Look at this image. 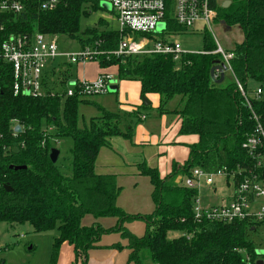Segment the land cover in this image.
<instances>
[{"label":"trees","instance_id":"16d2710c","mask_svg":"<svg viewBox=\"0 0 264 264\" xmlns=\"http://www.w3.org/2000/svg\"><path fill=\"white\" fill-rule=\"evenodd\" d=\"M229 1L226 8L216 0L212 4L217 10V23L223 20L228 27L237 26L242 34V40L228 49L233 54L229 60L233 75L227 83L225 78L220 83L210 78L211 67L221 62L216 53L191 52L178 62L165 55H111L120 39L117 30L108 28L103 19L81 28L82 16L98 7L96 1L60 0L49 10L39 6L40 0H27L23 12L5 16L1 37L40 32L67 36L81 47L98 44L100 54L94 60L101 69L113 65L120 80L139 81L142 97L159 96L158 114H178L179 133L197 136L187 145V159L180 166L173 163L165 177L143 161L136 164L138 173L150 180L154 209L144 214L128 213L117 205L120 187L116 176L97 173L95 160L100 148L109 146V138H133L132 119L139 122V111L131 112V120L123 121L118 113L77 94L63 96L58 94L63 91L52 93L47 88L42 96L15 95L10 64L0 59V221L27 223L37 233L55 230L51 264H55L63 242L73 246L72 264H87L88 250L109 233H119L126 240L129 260L134 264H244L238 249L255 259V245L248 233L262 223L248 219L196 221L192 205L197 189L183 182L194 168L207 172L226 168L230 172L249 160L241 145L255 121L234 78L245 91L250 81L261 88L260 97L249 100L264 125V0ZM215 48L213 39L204 34L203 51ZM175 97L178 105L169 110L167 105ZM83 102L95 105L99 114L80 127L78 105ZM16 125L20 127L18 132H14ZM64 138H69L72 145L66 156L52 163L50 149H58L60 155L56 145ZM177 176L181 177L178 182ZM5 184L11 191L5 190ZM85 215L93 219L112 217L116 223L109 227L98 222L84 226L81 220ZM138 220L144 223L140 236L126 227V223ZM170 231L180 235L170 238ZM183 233L191 236L186 238ZM111 247L124 246L115 243Z\"/></svg>","mask_w":264,"mask_h":264},{"label":"built area","instance_id":"2783aa9c","mask_svg":"<svg viewBox=\"0 0 264 264\" xmlns=\"http://www.w3.org/2000/svg\"><path fill=\"white\" fill-rule=\"evenodd\" d=\"M27 0H0V33L4 29V18L9 13L19 14L26 8ZM60 0H40L42 9H54ZM107 3L111 14L115 18L120 34L117 48L111 52L114 56L121 55H165L178 62L188 51L176 42L174 34L189 32L197 29L208 31V35L215 42L213 51H201L200 54L216 53L221 56L225 72L233 75L229 60L232 52L225 50L217 40L214 28L217 23V10L212 6L213 0H87ZM222 0H216L220 5ZM199 23V24H198ZM197 24L196 27H194ZM176 26V27H175ZM177 26L180 28H177ZM211 32V34L209 33ZM55 34L19 33L0 36V59L10 64L12 74V90L15 95L42 96L47 91V73L52 68L56 58L64 57L71 64L92 61L100 54L98 45L80 46L76 52H62L57 44ZM219 70L214 71V78L219 77ZM110 73H101L93 80L85 78L68 82V88L63 96L79 95L88 98L93 94L106 91ZM236 88L244 98L246 106L251 110L255 126L246 135L241 147L245 150L249 160L239 164L230 172L226 168L212 172L200 168L192 169L191 177L184 179L188 187L199 186L200 181L205 185L213 184L214 176H223L226 186L230 190L227 200L221 204H203L196 195L193 200L192 211L196 221L202 220L232 222L248 219L255 223L264 222V125L252 111L250 96L241 83L234 78ZM51 92V91H50ZM53 93V92H52ZM261 88L256 87L252 97L259 98ZM144 118V116H141ZM16 132V131H14ZM235 176H240L238 179ZM261 225V224H260ZM186 238L190 233H183ZM244 264H255L260 259L264 264V250H255V259L241 249Z\"/></svg>","mask_w":264,"mask_h":264},{"label":"rangeland","instance_id":"374dc122","mask_svg":"<svg viewBox=\"0 0 264 264\" xmlns=\"http://www.w3.org/2000/svg\"><path fill=\"white\" fill-rule=\"evenodd\" d=\"M98 19H103L108 28L116 29L117 27L116 20L111 14V8L107 3L100 1L95 10L90 11L87 16H82L81 28L92 26ZM196 26L197 24L194 27ZM207 33L208 31L204 29L192 30L186 33L178 32L177 34H174L173 39L181 45L183 50L199 53L203 51L204 34ZM209 33L211 34V32ZM214 33L218 42L225 50L230 49L235 42H239L242 36L240 29L237 26H231L226 30L225 27L216 25ZM57 44L59 50L62 52H76L80 49V45L76 40L63 35L57 36ZM52 66L53 69H49L47 73V88L50 89L51 92L65 91L68 88V82L65 81L76 79V77L79 76L78 72L81 70L85 72V75L88 77L90 76L89 78H93L97 75L99 70H104L105 72L112 74V79L108 80V83L106 84V91L93 94L88 97V99L111 112L118 113L123 121L130 119L129 114L120 107L123 103H127L130 97L134 98L135 95H140V84L137 80H120L115 73V66L111 65L101 69L95 60L89 61L86 64L70 65L64 57H61L56 58ZM224 77V83L230 82L231 77L228 72L224 73ZM248 86L249 90L247 91V94L252 97L257 87V83L250 81ZM177 101L178 97L173 98L168 103V106L176 104ZM78 114L79 126L84 127V125L86 126L88 124L89 119L97 116L99 112L95 105L83 102L78 105ZM132 120L134 126H136L138 122L134 119ZM146 120L148 122L145 124V127H148L151 131V128H153L151 122H149L151 121V117H148ZM126 140L127 142L132 141L129 139ZM71 145L72 143L69 138L60 139L56 145L61 152L60 155H58L60 159L66 156V152ZM131 150L140 151V149L136 148ZM185 154L186 150L183 148V156H185ZM229 192L230 190L226 186L223 176H214L213 184L209 186L205 185L202 180L197 188V196L201 199L203 204H221L227 200ZM138 222L140 221L138 220ZM55 234V230L40 233L34 232L32 227L27 223L9 224L0 221V264H51L50 254L52 236H55ZM179 235L180 233L177 231H170L168 233V237L170 238ZM248 238L253 241L255 250H264V222L261 225H258L255 231L249 232ZM146 264L150 263L147 261Z\"/></svg>","mask_w":264,"mask_h":264},{"label":"crops","instance_id":"0c3cea01","mask_svg":"<svg viewBox=\"0 0 264 264\" xmlns=\"http://www.w3.org/2000/svg\"><path fill=\"white\" fill-rule=\"evenodd\" d=\"M101 73H105V71L99 70L97 75L89 78L90 76L88 77L81 70L78 72L80 77L78 76L76 79L93 80ZM144 97L149 102L148 104H144L142 96L138 94L134 98L130 97L129 101L123 103L120 107L129 115L135 110L139 111L138 119L140 118V120L134 126L132 141L127 142L122 136L109 138V146L101 147L95 160V171L97 173L114 174L116 176L117 184L120 187L117 205L128 213L144 214L150 213L154 209V203L151 199L152 185L148 177L138 173L136 164L143 161L150 167L157 168L160 176L165 177L171 173L173 163H177L178 166L183 164L188 157L189 149L187 145L197 140L196 135H182L179 133L181 119L178 114L174 112L157 113L156 108L159 105L157 94H146ZM178 102L179 99L176 104L167 105V108L169 110L175 109ZM143 105L149 107L144 108ZM142 115L144 118L141 117ZM148 117H151L149 122L153 126L151 131L148 127H145ZM133 148L140 149V151H132ZM183 148L186 150L185 156H183ZM179 180H181V177L177 176L175 181L178 182ZM97 222L103 227H109L116 223V219L112 217L93 219L91 215H85L81 220V224L84 226ZM126 227L138 236L144 232V223L141 221L126 223ZM55 236H52V242ZM115 243H121L124 247L121 249L111 247ZM125 245L126 240L121 239L119 233L104 234L97 246L88 250L86 263L134 264L129 260L130 250ZM73 261V246L63 242L59 247L55 264H72Z\"/></svg>","mask_w":264,"mask_h":264},{"label":"water","instance_id":"95a60500","mask_svg":"<svg viewBox=\"0 0 264 264\" xmlns=\"http://www.w3.org/2000/svg\"><path fill=\"white\" fill-rule=\"evenodd\" d=\"M229 4H230V1H229V0H224V1L222 2V4H221V7H222V8H226ZM108 6H109V5H108ZM109 7H110V6H109ZM219 25L222 26V27H225L226 30L229 29V27L226 26V24H225V22H224L223 20H220V21H219ZM225 68H226V67H225L223 64H218V63H216L213 67H211V69H210V71H209L210 78H211L214 82H216V83H220V82H222V80H223V78H224V70H225ZM216 69L219 70L220 73H219V77L215 79V78H214V71H215ZM142 99H143L144 104H148V103H149L147 100H145V97H142ZM14 131H17V132L20 131V127H19V125H16V126L14 127ZM14 151H16V149H15ZM58 155H59V150H58V149H56V148H51V149H50V152H49V159H50V161H51L52 163L56 162V160H57V158H58ZM10 167H12V166H10ZM14 168H15V169H21V168H25V166H15ZM4 188H5L6 191H11V187L8 186V185H6V184L4 185ZM255 264H261V260H260V259L256 260Z\"/></svg>","mask_w":264,"mask_h":264}]
</instances>
